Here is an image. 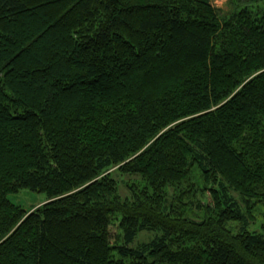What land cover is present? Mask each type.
<instances>
[{
	"label": "trees",
	"instance_id": "16d2710c",
	"mask_svg": "<svg viewBox=\"0 0 264 264\" xmlns=\"http://www.w3.org/2000/svg\"><path fill=\"white\" fill-rule=\"evenodd\" d=\"M242 1L0 0V264H264V15ZM116 174L145 187L123 200Z\"/></svg>",
	"mask_w": 264,
	"mask_h": 264
},
{
	"label": "rangeland",
	"instance_id": "374dc122",
	"mask_svg": "<svg viewBox=\"0 0 264 264\" xmlns=\"http://www.w3.org/2000/svg\"><path fill=\"white\" fill-rule=\"evenodd\" d=\"M211 2L216 8L222 10V14L229 13V10L232 7L231 0H211ZM243 8H247L252 12L262 16L264 15V0H244L239 3V9ZM115 180L119 183V195L123 200L131 198V186L138 185L140 188L145 187V183L143 182L140 176H120L116 174ZM192 180L193 184L197 185L199 193L198 195L189 193L188 199L184 200L183 203L186 205V212L188 213V216L190 218L203 219L204 212L198 208V204L206 206L207 198L202 196L201 190L203 188V184L200 181L199 171L197 169H195L192 174ZM182 190H184L183 193L186 196V193L189 189L185 187ZM175 194L176 192L173 189L169 190L170 199L172 198V196H175L177 198ZM9 200L14 205L19 206L26 211H31L37 207L44 205V203L47 201V197L45 194L34 193L29 190H22L18 194L10 195ZM190 202H193V204L195 205H191ZM256 217V223L251 227V230L258 231L264 223V215L262 209L258 210ZM159 235L162 234L148 231L142 232L140 236L135 240L132 247L138 246L146 242H151L152 240L156 239Z\"/></svg>",
	"mask_w": 264,
	"mask_h": 264
}]
</instances>
